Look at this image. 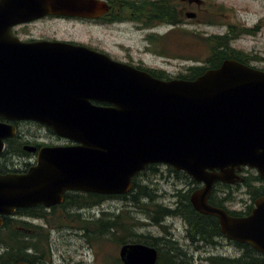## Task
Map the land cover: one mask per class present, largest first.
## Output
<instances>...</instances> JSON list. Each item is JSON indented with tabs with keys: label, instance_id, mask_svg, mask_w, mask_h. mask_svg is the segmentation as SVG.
<instances>
[{
	"label": "water",
	"instance_id": "water-1",
	"mask_svg": "<svg viewBox=\"0 0 264 264\" xmlns=\"http://www.w3.org/2000/svg\"><path fill=\"white\" fill-rule=\"evenodd\" d=\"M31 4L35 12L48 8L87 17L108 8L103 0ZM10 22L0 9V117L6 119H0V152L5 138L16 134L10 119L39 121L76 143L42 146L27 172L0 173V225L3 214L55 203L65 189L127 193L136 173L148 163L164 162L202 182L191 192L196 210L216 216L228 238L264 256V195L244 216L208 201L215 181L243 180L242 165L264 178L263 69L227 58L194 78L164 79L65 41L18 43L9 51ZM120 257L125 264H156L158 249L125 242Z\"/></svg>",
	"mask_w": 264,
	"mask_h": 264
},
{
	"label": "rangeland",
	"instance_id": "rangeland-1",
	"mask_svg": "<svg viewBox=\"0 0 264 264\" xmlns=\"http://www.w3.org/2000/svg\"><path fill=\"white\" fill-rule=\"evenodd\" d=\"M171 1L175 4L179 3L182 20L174 28H171L166 22L157 20L163 23L162 30H168L163 39V55L145 50L144 47L148 41L143 36L144 32L132 27V23L117 27L115 25L103 26L76 20L55 19L52 22V28H50L60 35L88 40L93 44H98L106 50L111 51L120 60L142 61L144 64L156 69H163L169 76L186 72V67L190 64H200L209 60L214 52L213 44L216 42L213 41V38L216 35H223V32L226 30L225 38L229 40L232 48H235L233 46H237L245 52L256 51L261 58L252 63L264 67V0H209L210 2H216L217 5L210 6V9L206 7L199 10L198 17L187 16L188 11L197 10L195 4L189 5L187 0ZM152 21L153 18L150 19V24ZM255 22H259L260 24V30L256 36L244 34L239 39L231 42L230 37L233 38V36L240 35L245 28L244 24H253ZM227 24L233 26L228 25L226 29ZM41 25L43 27L46 26V24ZM228 32L230 33L229 37L226 35ZM230 46L227 50H230ZM20 127L21 133L25 134L27 138H32L36 135L38 136L37 138H40V133L44 131L43 128L32 122L21 123ZM11 142L13 143V140ZM18 142H20L19 137L15 140V148L20 146L17 145ZM17 155L20 156V159L25 158L22 153ZM17 155L5 153L3 156L11 164L18 161ZM158 166V168L149 167L145 170V173L138 177V184L147 190V194L134 197L129 192L125 195L126 198H117L109 201L108 207H110L111 212H115V214L122 212V214L124 213V219L129 216L128 220L130 222H136L133 227L134 232L152 233L154 235L162 234V227L151 223L148 215L160 206V201L177 200L179 196H181L182 200H185L184 195L188 194L189 197L190 192H192L191 186L193 185V181L187 173L180 170H177V173L176 171L173 172L169 168V165L164 163H159ZM256 173H253V175ZM252 180L254 181L253 177ZM258 183L252 185L250 192L254 193L255 188L262 189L263 185L261 183L258 185ZM182 186H186V188L183 190L179 189L175 195H170L173 190L176 191L177 188H181ZM164 189L167 191L166 195H162ZM236 189L235 187L233 188L234 193ZM244 189L245 187L243 186L242 190ZM155 192L156 196L154 195ZM150 193L154 195L153 198L150 197ZM101 210V207L94 206V202H92L86 208V217L82 218L80 222L72 218H53L51 219L53 227L49 234L47 228H41V231L33 234L29 229L30 226L25 225L24 222H22L23 227L19 229L18 222L15 219L11 220H13V227L16 228V232L30 240V247L27 250L37 256L40 264H110L109 260H112V257L116 253L118 255L119 241L112 233V231H117V229L114 230V227L106 229L105 232L109 231L102 233L105 235L95 241L86 234L85 237L83 235L78 239L75 234L70 233L73 226H83L85 232L101 231L99 223H96L100 220L111 222L106 224L107 226H111V215H103ZM143 221L144 223H142ZM164 221L166 224H170L169 226L171 227L167 226L165 230L168 228L173 230L176 238L179 240L178 243L180 242L183 245L189 243V238L185 235L186 223L183 218L176 215L171 218L166 217ZM20 243L22 245L25 244L23 241ZM36 244H41L44 251H39L35 247ZM189 249L194 251L193 247ZM241 251L242 248L240 246L226 237L225 241L221 239V242L216 243V245L212 243V254L231 256L238 255ZM194 264H200V262L195 261Z\"/></svg>",
	"mask_w": 264,
	"mask_h": 264
},
{
	"label": "flooded vegetation",
	"instance_id": "flooded-vegetation-1",
	"mask_svg": "<svg viewBox=\"0 0 264 264\" xmlns=\"http://www.w3.org/2000/svg\"><path fill=\"white\" fill-rule=\"evenodd\" d=\"M34 0H0V9L3 11V14L11 19L9 31L11 33V38L13 44L8 45L9 51L20 47L18 43L23 45H28L31 43H41V45H49L54 41H65L73 44H80L87 46L89 48L95 49L100 52H104L110 55L114 59H118L111 51L106 50L102 46L98 44H93L91 41L83 40L71 36H64L56 33L52 28V22L55 19L58 20H76L79 22H88L94 23L103 26H117L121 27L125 24L132 23V27L137 30L144 32V38L148 41L145 45V50L150 51L154 54L163 55V39L165 38V34L168 30H162L163 23L158 22L156 20V8L159 13L163 12V2L164 0H104L108 4L107 10L102 11L96 17H85L80 15H65L54 13L52 11H48V8H41L38 12L34 11L32 8V2ZM156 3V8L152 12L153 21L150 24V2ZM189 5L195 4L197 6L196 15L194 17L199 16V10L203 8L210 9V6L217 5L216 2H210L209 0H203L198 3L196 1L187 0ZM22 9V11H19ZM5 21V20H4ZM41 24H46L43 27ZM229 24H227L226 29ZM245 28L238 36L230 37L231 42L239 39L244 34H249L251 36H256L260 30L259 22H255L253 24H244ZM233 26V25H229ZM235 26V25H234ZM51 27V28H50ZM173 28V26L171 27ZM169 28V29H171ZM232 28V27H231ZM226 31V30H225ZM223 32L225 35L226 32ZM227 37H229L230 33L228 32ZM235 47L232 55L227 57H237L244 56L246 61L250 64H253V61L260 60L261 56L255 51L245 52L241 50V48L237 46ZM222 48L225 49V45H222ZM225 58L222 59V61ZM127 61V60H122ZM131 64H134L138 67L147 66L142 61H127ZM254 65V64H253ZM148 68L156 69L155 67L148 66ZM188 72V66L186 67ZM184 72V73H186ZM94 104H100L102 102L93 100ZM4 119V118H1ZM17 127L16 134L9 136L5 139L6 147H8V152L0 153V173H25L29 170V168L37 163L39 150L42 146L45 145H58V144H73L74 141L70 140L67 137L62 136L58 132H56L52 127L47 126L39 121L31 120V119H11L9 120ZM32 122L43 128V133H40V138L38 136H34L32 138H27L25 134L21 133V123ZM19 137V141L17 145H20L18 148H15V140ZM13 140V143L11 142ZM11 143V145H10ZM27 144L36 146L35 150H28L26 146ZM10 145V147H9ZM20 148V149H19ZM7 150V149H6ZM21 150V151H20ZM10 153L12 155L24 154L25 158L20 159V156L17 155L18 161H11L13 163L9 164L8 160L4 159V154ZM28 155V157H27ZM10 161V160H9ZM18 162V163H17ZM159 163H153L149 167L155 168L159 167ZM169 168H171L169 166ZM171 170L175 172L172 168ZM256 169L251 166L242 165L239 173L243 177L242 181H237L235 183L232 182H223V181H215L213 184L211 193L209 195L208 201L212 203L215 201L219 204L225 205V209H227L231 214L236 216H244L248 215L252 209L256 205V201L260 199L264 193H251L250 192V184L255 185L257 182L258 185L261 183L263 185L262 190L264 189V178L260 177L255 171ZM144 170L141 174L145 173ZM177 173V171H176ZM253 173H256L253 175ZM140 174V175H141ZM252 177L254 181H252ZM256 183L254 184V182ZM193 185L192 190L199 188L202 184L199 182H192ZM173 185V184H172ZM187 185V184H184ZM245 187L242 190V187ZM237 188L236 192H233V188ZM186 186H182L181 188H175L170 195H175L178 193L179 189L183 190ZM180 190V191H181ZM232 190V192H231ZM244 193V194H243ZM246 193V194H245ZM167 191L164 189L162 191V195H166ZM186 196L184 195V198ZM92 198V199H90ZM117 198H126L124 195H116V194H107L95 191H86L79 189H65L62 192V199L59 201L52 203L50 205H46L44 203H36L34 205L29 206H19L15 208V211L11 215H3V218L8 217L10 219H15L18 222V227L21 229L23 227L22 222L25 225H29V229L33 234L41 231L40 229H48V234L52 229L51 219L53 218H72L81 221L82 218L86 217V208L89 207L92 202H94V206L101 207V213L103 215L110 214L112 219L111 227H114V230L117 229L118 220L123 218L122 212L115 214V212L110 211L109 201ZM188 200V199H187ZM126 203V202H125ZM188 204H191L193 207V203L191 201V192L189 194ZM127 204V203H126ZM125 205V204H124ZM216 205V204H215ZM184 204L182 202L181 196L177 200H169L167 202L160 201V208L172 209L177 207H183ZM127 208V206H125ZM195 208V207H194ZM196 209V208H195ZM173 214H165L164 217H173ZM102 217V216H100ZM185 223L188 226L187 221L184 217H182ZM153 223L152 220H150ZM144 223V221L142 222ZM154 224V223H153ZM170 224H166L169 226ZM171 228V227H170ZM170 228L166 229L162 227L163 233L159 235H154L152 233H138L133 232L130 234V238H128L125 242H144L150 245H155L159 251L164 248V245L167 243V238H171L172 240L179 241L173 230ZM206 237L203 235L194 236L192 239H189V243L186 245L181 244L180 246L188 253L190 259L189 263L194 264L195 261L200 262V264L208 263L209 257L212 255V239H214L212 232L206 229ZM70 233L75 234V236L80 239L83 235L85 237V231L83 226H73L71 227ZM187 237V227L186 233ZM220 239V240H219ZM221 239L225 241V234H220L216 237V242L220 243ZM230 240V239H229ZM231 241V240H230ZM119 243L118 255L117 253L112 257V260H109L110 264H116L119 260L122 264H125L124 261L120 257V247L125 243ZM157 244L159 246H157ZM193 247L194 251L189 248ZM196 253V255H195ZM166 256V255H165ZM178 262V261H177ZM165 263L171 264L169 258L165 259ZM53 264V263H52ZM64 264V263H63ZM75 264V263H74Z\"/></svg>",
	"mask_w": 264,
	"mask_h": 264
},
{
	"label": "trees",
	"instance_id": "trees-1",
	"mask_svg": "<svg viewBox=\"0 0 264 264\" xmlns=\"http://www.w3.org/2000/svg\"><path fill=\"white\" fill-rule=\"evenodd\" d=\"M157 3V2H156ZM156 3L150 2V13L149 17L152 18V12L156 8ZM179 4V3H178ZM173 3L171 0H164L163 2V12L159 13L156 8V20H161L166 23H174L177 24L182 20V12H180L179 5ZM214 42L213 49L214 52L209 60H206L204 63L198 64H190L188 66V72L179 74L180 77L184 78H192L196 75L202 73L208 66H217L222 62L223 58L232 55L234 48L230 46L229 40L225 38V35H216L213 38ZM222 45H225V49L222 48ZM230 46V50L227 48ZM241 60H245L244 56H237ZM154 75L162 78H169L170 76L166 74L163 69H151L150 70ZM11 145V143H10ZM9 145V147H10ZM8 147L6 152H8ZM252 180V179H251ZM253 181V180H252ZM143 187V186H142ZM138 184V178H133V187L130 191L134 197L140 196L142 194H147V190L143 189ZM252 185L250 184V188ZM252 192V191H251ZM256 194L264 193V189L255 188ZM254 192V193H255ZM253 193V192H252ZM151 194V193H150ZM156 196V192L154 194ZM154 195H150L153 198ZM125 196V194H124ZM185 200H182L184 206L183 207H175L172 209L165 208H155L153 212L148 215V218L153 221V223L160 225L165 228L166 223L163 219H165V214H173L184 217L188 223L187 226V237L192 239L194 236L203 235L206 237V229L212 232L214 239H212V243L216 245V237L220 234H223L220 228V224L218 219L214 215L203 214L197 211L191 204H188L189 200L188 194L185 195ZM188 199V200H187ZM136 201V200H135ZM138 202V201H137ZM152 202V201H151ZM213 203L219 204L215 201ZM222 205V204H220ZM129 217V216H128ZM126 219L120 218L117 223V231H112L113 235L117 237V240L120 242H125L128 238H130V234L134 232V225L136 222H130ZM99 223V228L101 231H86L85 234L91 238L93 241L102 238V234L106 229L111 226H107L111 222L106 220H100L96 222ZM187 225V224H186ZM13 220L8 217H5L4 223L0 226V264H14L19 260H25L31 262L33 264H40L38 262L37 256L30 253L27 249L30 247V240L26 238L24 235H19L16 231V228L13 227ZM121 232H119V231ZM109 231V230H108ZM107 231V232H108ZM105 232V233H107ZM23 241L25 243L22 245L20 242ZM236 245L242 248V251L238 255H217L212 254L207 264H264V257L261 252L257 251L250 244L241 243L233 241ZM157 246H159L157 244ZM39 251L43 252L44 248L42 245H35ZM166 255V256H165ZM169 258L171 264H190L188 261L190 259L188 253L179 245V243L171 238H167V243L164 245L163 249L159 248V257L156 264H168L165 263V259ZM176 258H178L176 260ZM180 261V262H177ZM116 264H122L119 260Z\"/></svg>",
	"mask_w": 264,
	"mask_h": 264
}]
</instances>
